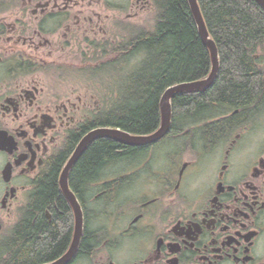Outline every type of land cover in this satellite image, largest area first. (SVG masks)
Returning <instances> with one entry per match:
<instances>
[{"label": "flooded vegetation", "instance_id": "1", "mask_svg": "<svg viewBox=\"0 0 264 264\" xmlns=\"http://www.w3.org/2000/svg\"><path fill=\"white\" fill-rule=\"evenodd\" d=\"M153 4L0 0V264H10L14 231L64 153L56 181L71 214L69 241L30 264H54L74 240L76 212L61 174L82 138L101 128L88 126L100 106L97 94L68 91L51 68L62 65L68 51L90 57L114 44L115 30L122 31L116 24L142 25L131 21ZM238 114L220 112L206 123ZM131 147L137 154L106 165L79 193L70 185L73 167L69 171L81 234L66 264H264V98L220 137L169 130L157 142Z\"/></svg>", "mask_w": 264, "mask_h": 264}, {"label": "trees", "instance_id": "2", "mask_svg": "<svg viewBox=\"0 0 264 264\" xmlns=\"http://www.w3.org/2000/svg\"><path fill=\"white\" fill-rule=\"evenodd\" d=\"M219 57V72L204 91L177 94L171 101V133L196 132L203 138L220 137L253 112L264 98V8L256 0H197ZM152 28L117 24L114 44L107 43L90 57L86 70L106 81L111 105L100 109L91 128H118L132 135H148L160 125V98L178 83L203 80L211 71L209 49L203 43L188 0H154ZM100 49V50H99ZM104 85V84H103ZM110 91V92H109ZM240 109V114L206 123L217 113ZM195 129L193 126H198ZM193 127V128H192ZM78 134L70 139V151ZM139 151L111 138H98L73 166L70 185L82 191L110 163ZM69 154H67L66 159ZM65 156L51 164L41 180L27 216L15 229L10 264L43 261L60 252L72 226L69 207L57 189V169ZM51 213L46 221L44 210ZM88 241H84L83 249Z\"/></svg>", "mask_w": 264, "mask_h": 264}, {"label": "water", "instance_id": "3", "mask_svg": "<svg viewBox=\"0 0 264 264\" xmlns=\"http://www.w3.org/2000/svg\"><path fill=\"white\" fill-rule=\"evenodd\" d=\"M263 8H264V0H256ZM189 7L191 10V13L193 15L194 21L197 26L198 33L200 35L201 40L203 43L207 46L210 52L211 56V71L208 77H206L203 80L199 81H193V82H182L175 84L173 86H170L167 88L160 98V125L156 131H154L151 134L148 135H132L127 132H124L118 128H109V127H101L94 129L87 133L79 143V145L75 148L73 154L68 159L66 165L63 168L62 174H61V181L64 186L65 194L70 202L72 208L74 209V212H76V231L74 240L72 243L71 248L68 250V252L57 262L54 264H66L74 255L77 247V239L79 238L81 234V219H80V213L78 212V206L75 203V199L68 190L67 185V177L68 173L73 167L74 163L77 161V159L80 157V155L85 150L86 146L98 138H111L116 141H119L125 145L130 146H140V145H148L154 142L159 141L162 139L170 130L171 126V117H172V107H171V101L172 99L180 93L185 92H191V91H204L208 87L212 85V83L215 81L218 72H219V57H218V51L217 47L214 43V41L210 38L206 24L204 22L201 10L199 8V5L197 3V0H188Z\"/></svg>", "mask_w": 264, "mask_h": 264}, {"label": "rangeland", "instance_id": "4", "mask_svg": "<svg viewBox=\"0 0 264 264\" xmlns=\"http://www.w3.org/2000/svg\"><path fill=\"white\" fill-rule=\"evenodd\" d=\"M134 11H132L133 13ZM122 16L115 17L114 22L116 20L121 21ZM155 19V9L154 7H150L146 12L142 13L139 18L132 20L131 22L134 24L146 22L148 28H152ZM119 22V21H118ZM121 23V22H120ZM119 24V23H118ZM117 25V24H116ZM115 30V36L118 34ZM81 52L76 51H68L66 53V58L62 65L53 66L51 74H55L61 76V80L64 83L66 89L72 90L73 88L77 89L78 91H90L94 93L96 96L94 101H98V105L100 106L99 109H103L105 107H109L111 105L112 96L106 95L108 90L106 89L105 85L107 84L106 81L102 82L100 79H94L86 70L88 66H93L96 63L94 61H86L84 56L80 55ZM104 84V85H103ZM110 92V91H109ZM196 127V126H193ZM192 127V128H193ZM118 166L110 167L108 170L118 169ZM107 170V171H108ZM105 171V170H104ZM140 184H137L135 192L137 193L140 191Z\"/></svg>", "mask_w": 264, "mask_h": 264}]
</instances>
